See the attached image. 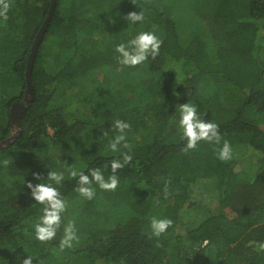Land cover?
Listing matches in <instances>:
<instances>
[{"label": "trees", "instance_id": "1", "mask_svg": "<svg viewBox=\"0 0 264 264\" xmlns=\"http://www.w3.org/2000/svg\"><path fill=\"white\" fill-rule=\"evenodd\" d=\"M151 1L55 0L31 66L33 99L0 147V264L27 255L33 264H264V0H156V12ZM4 3L0 140L12 131L9 108L25 94L28 55L50 0H0V9ZM129 11H142V24L129 26ZM141 28L161 40L159 54L122 75L114 45ZM189 100L218 125L220 144L183 150L175 109ZM117 119L129 124L128 147L113 152ZM224 141L233 149L228 161L217 157ZM239 147L257 165L245 177L236 170ZM125 154L131 159L117 170L115 189L93 184L91 199L75 190L73 166L99 167L107 178L110 161ZM59 165L66 209L56 236L41 242L32 224L42 206L25 181ZM153 217L172 221L159 237ZM69 222L78 239L61 249Z\"/></svg>", "mask_w": 264, "mask_h": 264}, {"label": "clouds", "instance_id": "2", "mask_svg": "<svg viewBox=\"0 0 264 264\" xmlns=\"http://www.w3.org/2000/svg\"><path fill=\"white\" fill-rule=\"evenodd\" d=\"M7 3L3 4L0 9V15L7 11ZM124 19L129 26L135 25L138 22L142 24L144 14L142 11H129ZM161 40L156 33L151 30H143L141 28L132 38L127 41L120 42L114 45L115 58L120 65L136 66L148 60L149 57L155 58L159 54ZM175 112L177 113L176 129L180 138L185 140L184 151L196 147L199 141H208L215 144H220V133L218 132V125L212 120H205L203 114L198 111L196 103L188 101L185 103H178ZM113 127L117 130L119 135L110 139L108 147L113 152H118L120 149L118 145L124 142L123 146L128 147L125 142L123 132L129 128V124L122 120H115ZM106 135V133H105ZM233 149L227 141H224L219 147L217 157L221 161H228L232 158ZM131 157L123 155V159H112L110 161L111 174L105 178L104 172L101 168H89L87 172L83 168L77 170L73 166L69 170V175L77 178L76 191L83 197L91 199L94 196L93 184L105 190L115 189L118 184V177L116 172L118 169L124 167ZM37 183L25 181L27 189L30 190V196L36 204L42 206L41 214L38 216L35 223L32 224L35 239L44 242L52 240L57 233V229L61 224L62 214L66 209V200L61 197L58 185L64 180V171L61 170H47L46 175L41 176L39 173H33ZM55 185V186H54ZM172 221L168 218H151L150 228L151 234L154 237H159L165 233ZM78 239L75 228L69 222L63 229V236L60 240V248L65 246L71 247L72 242ZM205 243H207L205 241ZM259 249H264V241L258 242ZM34 256L27 255L20 261V264H33Z\"/></svg>", "mask_w": 264, "mask_h": 264}, {"label": "water", "instance_id": "3", "mask_svg": "<svg viewBox=\"0 0 264 264\" xmlns=\"http://www.w3.org/2000/svg\"><path fill=\"white\" fill-rule=\"evenodd\" d=\"M54 7H55V0H50V7L48 10V13H47L41 27L39 28V30L35 36V39L32 41L33 43H32L31 48H30V53L28 55L27 64H26V68H25V94L20 101L13 102L9 108V113H8L9 115L8 116H9L10 121H11L12 131H11L9 136L0 140V147H3L6 144H8L9 142H11V140L14 138V136L18 133V131L21 128L22 114L26 110L27 104L33 99V87H32L31 80H30L31 66H32V62H33L37 47L39 45V41L43 37L44 30L46 29L47 24L51 18Z\"/></svg>", "mask_w": 264, "mask_h": 264}, {"label": "rangeland", "instance_id": "4", "mask_svg": "<svg viewBox=\"0 0 264 264\" xmlns=\"http://www.w3.org/2000/svg\"><path fill=\"white\" fill-rule=\"evenodd\" d=\"M153 1V0H152ZM151 1V4H149V7L152 8V11L153 12H156L157 9H162L160 6L157 5V2L155 0V2H152ZM195 3L193 0L190 1V5L193 6ZM145 8V7H144ZM146 9V8H145ZM146 12L148 13L149 11L146 9ZM97 35V34H96ZM134 35H130L129 37L127 38H132ZM127 41V40H126ZM124 42V41H123ZM141 67H142V64L140 65H136V66H124V65H121L120 66V73L122 75L126 74L127 72H131L133 70L135 71H138V70H141ZM252 118L256 121H258V118H257V115H255L254 113H252ZM49 134H51V130H49ZM47 148L49 150H54V147L53 145L51 144H47ZM60 151V150H59ZM57 151V154L58 155H61V151L59 152ZM234 152L238 155L239 159H238V162L236 164V170L238 171V175L240 177H245V176H248V175H251L253 174L255 171H256V164H255V161L254 159L252 158V155L251 154H248V155H245V153L247 152L246 150L243 149V147H239V148H236L234 149ZM63 169V166L62 165H59L58 167H56L55 170H62ZM203 198V197H202ZM226 211L228 212L229 210L226 209ZM229 213V212H228Z\"/></svg>", "mask_w": 264, "mask_h": 264}]
</instances>
